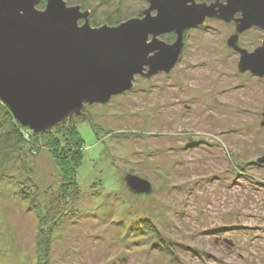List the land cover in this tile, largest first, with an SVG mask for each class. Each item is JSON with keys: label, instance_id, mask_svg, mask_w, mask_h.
Listing matches in <instances>:
<instances>
[{"label": "rangeland", "instance_id": "1", "mask_svg": "<svg viewBox=\"0 0 264 264\" xmlns=\"http://www.w3.org/2000/svg\"><path fill=\"white\" fill-rule=\"evenodd\" d=\"M70 1L88 7L97 26L107 14L124 21L148 6ZM235 33L232 20L204 18L184 31L168 72L137 74L129 90L70 116L84 144L74 211L50 202L63 188L49 151L29 157L42 209L60 211L46 264H264V73L238 69L227 43ZM237 37L251 52L263 31L251 26ZM14 162L0 161V264H41L36 215L14 196ZM126 173L151 191H129ZM144 220L154 231H142Z\"/></svg>", "mask_w": 264, "mask_h": 264}, {"label": "water", "instance_id": "2", "mask_svg": "<svg viewBox=\"0 0 264 264\" xmlns=\"http://www.w3.org/2000/svg\"><path fill=\"white\" fill-rule=\"evenodd\" d=\"M38 1L0 0V99L34 132L69 120L84 104L108 102L129 90L137 74L168 72L179 60L184 31L206 17L234 21L227 43L240 54L238 69L264 73V0H147L141 16L99 26L89 24L80 5L44 0L39 9ZM251 26L263 40L248 52L235 41ZM168 32L172 42L159 37ZM257 161L264 163V154ZM123 179L132 193L151 191L145 178Z\"/></svg>", "mask_w": 264, "mask_h": 264}, {"label": "trees", "instance_id": "3", "mask_svg": "<svg viewBox=\"0 0 264 264\" xmlns=\"http://www.w3.org/2000/svg\"><path fill=\"white\" fill-rule=\"evenodd\" d=\"M67 4H71L70 0H65ZM210 2L212 0H197ZM45 1L39 0L36 7L39 9L44 8ZM75 5H80L81 8H88L84 6L83 3H76ZM138 16L141 15L139 12ZM89 24L91 26H97L98 22L95 21L94 17L88 18ZM104 22L109 25H116L121 22L117 16L112 14H107ZM164 41L170 42L173 40L174 35L172 33H166L160 36ZM41 149L49 151L52 155L53 162L58 170L57 184L62 186L60 188V195L58 198H53L50 200L52 205H58L61 211H74L73 209H68L69 197L72 199H77L79 192V185L75 178L77 168L81 165L83 160L84 144L83 139L78 131V125L70 119L68 121H61L55 126L34 132L30 130L27 126L22 125L18 120H16L11 113L7 104H5L0 99V161L8 163V161L18 164L20 170V177L15 178V192L14 196L24 202L28 210H33L37 219V235L35 237V248L36 251L41 253L43 256V262L41 264H46L45 261L48 260V255L51 249V234H54V226L58 224L57 220L59 218V213L55 211H44L41 207V202L38 198L36 183L33 178H31L29 171L33 169L29 163V157H36ZM4 164V163H3ZM0 168V180L4 178L5 167ZM26 169V170H25ZM9 177V176H8ZM95 184V182H93ZM70 187V193H67L66 186ZM66 196V199H65ZM64 208H66L64 210ZM77 211V210H76ZM52 212L56 214H52ZM58 216V217H57ZM143 232L148 230L154 231V225L147 220L141 222ZM148 229V230H147ZM158 241H161V239Z\"/></svg>", "mask_w": 264, "mask_h": 264}, {"label": "flooded vegetation", "instance_id": "4", "mask_svg": "<svg viewBox=\"0 0 264 264\" xmlns=\"http://www.w3.org/2000/svg\"><path fill=\"white\" fill-rule=\"evenodd\" d=\"M212 1H214V0H212ZM212 1H210V2H212ZM84 9H85V8H84ZM87 10L90 12V13L88 14V18H89V17L92 16V14H91V10H90L89 8H88ZM236 15H238V14H236ZM190 28H192V27H190ZM187 29H189V28H187ZM242 32H243V31H242ZM238 33H241V32H238ZM183 36H184V34H183ZM232 36H233V35H232ZM236 36H237V35H236ZM230 37H231V36H230ZM230 37H229V38H230ZM229 38H228V39H229ZM237 38H238V37H237ZM237 38H236V40H237ZM235 43H236V41H235ZM232 48H233V47H232ZM233 51L238 53V51L235 50L234 48H233ZM238 54H239V53H238ZM239 56H240V54H239ZM238 59H239V58H238ZM261 114H262V113H261ZM261 117H262V116H261ZM257 163H258V162H257ZM259 164H264V163H259Z\"/></svg>", "mask_w": 264, "mask_h": 264}, {"label": "bare ground", "instance_id": "5", "mask_svg": "<svg viewBox=\"0 0 264 264\" xmlns=\"http://www.w3.org/2000/svg\"><path fill=\"white\" fill-rule=\"evenodd\" d=\"M258 163H263V162H259V161H257Z\"/></svg>", "mask_w": 264, "mask_h": 264}]
</instances>
